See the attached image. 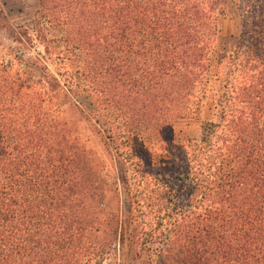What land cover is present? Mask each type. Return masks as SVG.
Wrapping results in <instances>:
<instances>
[{"label": "trees", "instance_id": "16d2710c", "mask_svg": "<svg viewBox=\"0 0 264 264\" xmlns=\"http://www.w3.org/2000/svg\"><path fill=\"white\" fill-rule=\"evenodd\" d=\"M212 86L214 119L177 142ZM106 260L264 264V0H37L25 24L0 10V264Z\"/></svg>", "mask_w": 264, "mask_h": 264}, {"label": "rangeland", "instance_id": "374dc122", "mask_svg": "<svg viewBox=\"0 0 264 264\" xmlns=\"http://www.w3.org/2000/svg\"><path fill=\"white\" fill-rule=\"evenodd\" d=\"M37 8V0H0V10L5 13L10 22L15 24H25L32 17ZM220 29V40H219V50L223 53H231L234 49L237 37L239 35L240 29V18L236 16L233 12H230L227 16L223 17L219 23ZM216 87H211V93L208 94L209 98L201 104L200 112L196 119H180L177 120L174 124L175 127V137L177 142L193 140L198 138L200 134V124L203 120H212L214 119V103L210 99L212 94L216 91ZM83 139H86V136H82ZM99 139L91 138L89 142H86L87 148L93 151L96 157L103 160L104 163H107L108 167L105 169V174L113 177L114 174H117V171H113L111 168L110 159L107 155V152L103 148L102 144H99ZM112 154L114 151L112 150ZM115 159L117 158L115 154L112 156ZM105 159V160H104ZM106 161V162H105ZM116 165L118 163L116 162ZM117 170L119 168L117 167ZM119 174V173H118ZM120 197L119 207L123 210L132 196V191H129L125 186L120 182L119 186ZM132 199V198H131ZM135 256V254H134ZM128 261V260H127ZM109 260H106L104 264H109ZM128 264H137L136 261H128ZM112 264H114L112 262Z\"/></svg>", "mask_w": 264, "mask_h": 264}]
</instances>
